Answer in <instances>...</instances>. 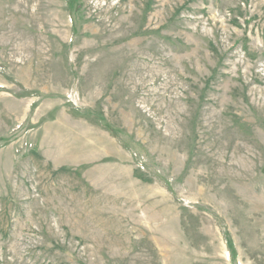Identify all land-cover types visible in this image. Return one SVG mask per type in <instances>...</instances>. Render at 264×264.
Returning a JSON list of instances; mask_svg holds the SVG:
<instances>
[{"label": "rangeland", "instance_id": "374dc122", "mask_svg": "<svg viewBox=\"0 0 264 264\" xmlns=\"http://www.w3.org/2000/svg\"><path fill=\"white\" fill-rule=\"evenodd\" d=\"M0 264H264V0H0Z\"/></svg>", "mask_w": 264, "mask_h": 264}]
</instances>
